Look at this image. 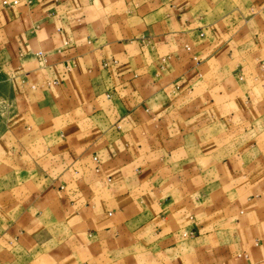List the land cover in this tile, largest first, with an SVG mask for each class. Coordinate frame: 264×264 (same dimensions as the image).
<instances>
[{
    "label": "crops",
    "instance_id": "0c3cea01",
    "mask_svg": "<svg viewBox=\"0 0 264 264\" xmlns=\"http://www.w3.org/2000/svg\"><path fill=\"white\" fill-rule=\"evenodd\" d=\"M2 61L0 264H264V0H0Z\"/></svg>",
    "mask_w": 264,
    "mask_h": 264
},
{
    "label": "rangeland",
    "instance_id": "374dc122",
    "mask_svg": "<svg viewBox=\"0 0 264 264\" xmlns=\"http://www.w3.org/2000/svg\"><path fill=\"white\" fill-rule=\"evenodd\" d=\"M5 61L0 62V157L4 158L7 150H10V120L14 114L12 103L15 84L19 81L5 65ZM19 84V83H18Z\"/></svg>",
    "mask_w": 264,
    "mask_h": 264
},
{
    "label": "built area",
    "instance_id": "2783aa9c",
    "mask_svg": "<svg viewBox=\"0 0 264 264\" xmlns=\"http://www.w3.org/2000/svg\"><path fill=\"white\" fill-rule=\"evenodd\" d=\"M25 1H30V0H25ZM18 0H2L3 5L5 6H12L17 4Z\"/></svg>",
    "mask_w": 264,
    "mask_h": 264
}]
</instances>
